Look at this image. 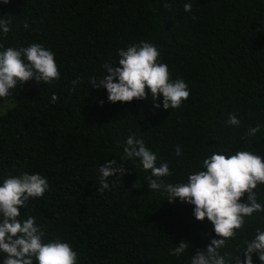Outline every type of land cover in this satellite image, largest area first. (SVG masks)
<instances>
[{"label":"trees","instance_id":"1","mask_svg":"<svg viewBox=\"0 0 264 264\" xmlns=\"http://www.w3.org/2000/svg\"><path fill=\"white\" fill-rule=\"evenodd\" d=\"M167 3L0 0V19L11 21L7 35L0 33V51L42 44L60 72L59 80L18 83L0 98V185L25 173L48 180L44 196L19 209L20 220L35 217L45 242L69 243L77 264H191L197 250L218 239L207 219H195L193 205L149 190L151 172L138 158L122 160L130 135L143 139L157 166L168 163L172 174L159 178L163 184L186 183L213 153L249 150L264 157V0ZM141 41L155 44L171 78L188 85L190 96L179 108L164 110L162 99L155 108L150 92L144 100L110 103L106 89L92 88L89 78L99 81L105 63L118 64L119 49ZM230 114L239 126L227 123ZM113 159L127 174L109 177V188L99 192L98 169ZM254 191L264 205V184ZM258 228L264 230V212L246 217L221 255L243 259L244 242ZM181 241L188 248L172 255ZM3 259L0 253V264ZM253 264H261L256 254Z\"/></svg>","mask_w":264,"mask_h":264},{"label":"clouds","instance_id":"2","mask_svg":"<svg viewBox=\"0 0 264 264\" xmlns=\"http://www.w3.org/2000/svg\"><path fill=\"white\" fill-rule=\"evenodd\" d=\"M4 4L9 0H3ZM168 6L167 0H165ZM185 12L192 11V4L183 5ZM11 21L0 19V33L7 35L11 30ZM24 29L29 25L24 23ZM3 48V45H0ZM118 64L105 63L104 75L99 81L90 77L92 88H104L110 103H130L144 100L151 94L153 106L163 109H177L190 96L188 85L183 79L173 80L168 65L160 62V51L155 44L141 41L118 50ZM60 79V72L55 62L54 53L42 44L32 43L28 47H8L0 51V98L11 95L17 84L35 80L37 84L51 83ZM73 85L80 83L72 81ZM58 98L53 95L52 101ZM103 101H101V105ZM227 123L239 126L240 120L230 114ZM260 125L248 130V136H255ZM122 160L139 159L144 170H150L149 190H163L168 194V202L177 198L194 206L193 215L197 221L207 219L212 225L216 237L206 250H197L191 256V264H253V254L258 255L264 264V230L257 229L252 240L244 242L242 252L221 255L219 249L230 238H235L236 231L245 224V218L255 212H264V205L257 201L255 189L264 184V157L249 150H239L226 155L213 153L203 159L202 168L189 174L186 183L163 184L159 178L171 175L167 162L157 166V156L149 150L143 139L130 135L125 142ZM176 155L181 156L182 149L176 147ZM128 169L123 163L111 160L99 167V188L103 192L109 188L108 178L123 177ZM155 177L156 179H152ZM49 190L48 180L41 174H23L9 176L0 185V253L4 254L3 264H77L78 253L72 246L56 238L44 241L45 232L36 223V218L29 216L20 220L19 209L26 207L30 198H42ZM247 194V202H240ZM186 241H181L171 250L179 256L188 248Z\"/></svg>","mask_w":264,"mask_h":264}]
</instances>
